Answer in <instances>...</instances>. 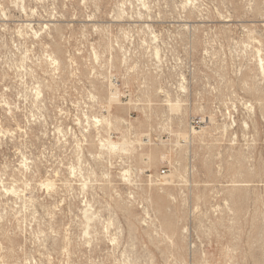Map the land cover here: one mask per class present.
<instances>
[{
	"label": "rangeland",
	"instance_id": "374dc122",
	"mask_svg": "<svg viewBox=\"0 0 264 264\" xmlns=\"http://www.w3.org/2000/svg\"><path fill=\"white\" fill-rule=\"evenodd\" d=\"M0 264H264V0H0Z\"/></svg>",
	"mask_w": 264,
	"mask_h": 264
},
{
	"label": "bare ground",
	"instance_id": "6f19581e",
	"mask_svg": "<svg viewBox=\"0 0 264 264\" xmlns=\"http://www.w3.org/2000/svg\"><path fill=\"white\" fill-rule=\"evenodd\" d=\"M108 140V139H107ZM111 146H113V147H115V145L114 144H110ZM112 149V148H111ZM114 149V148H113Z\"/></svg>",
	"mask_w": 264,
	"mask_h": 264
}]
</instances>
